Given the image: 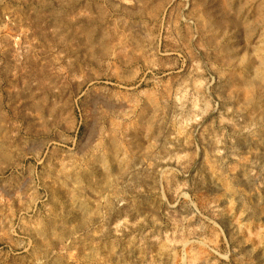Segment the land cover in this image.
I'll use <instances>...</instances> for the list:
<instances>
[{"label": "rangeland", "instance_id": "rangeland-1", "mask_svg": "<svg viewBox=\"0 0 264 264\" xmlns=\"http://www.w3.org/2000/svg\"><path fill=\"white\" fill-rule=\"evenodd\" d=\"M0 264H264V0H0Z\"/></svg>", "mask_w": 264, "mask_h": 264}, {"label": "bare ground", "instance_id": "bare-ground-1", "mask_svg": "<svg viewBox=\"0 0 264 264\" xmlns=\"http://www.w3.org/2000/svg\"><path fill=\"white\" fill-rule=\"evenodd\" d=\"M18 106V105H17Z\"/></svg>", "mask_w": 264, "mask_h": 264}]
</instances>
